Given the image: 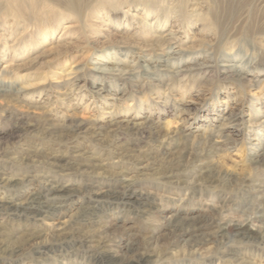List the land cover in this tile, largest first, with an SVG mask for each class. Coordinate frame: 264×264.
I'll use <instances>...</instances> for the list:
<instances>
[{"label": "rangeland", "instance_id": "1", "mask_svg": "<svg viewBox=\"0 0 264 264\" xmlns=\"http://www.w3.org/2000/svg\"><path fill=\"white\" fill-rule=\"evenodd\" d=\"M166 2L0 0V198L26 200L44 175L80 189L44 218L0 208V264H115L101 251L264 264V240L239 241L235 225L262 224L264 0H175L176 15ZM175 23L184 43L147 44ZM57 154L86 165L55 174ZM206 163L237 181L199 180ZM125 179L145 196L94 192ZM172 216L191 226L174 233Z\"/></svg>", "mask_w": 264, "mask_h": 264}, {"label": "bare ground", "instance_id": "2", "mask_svg": "<svg viewBox=\"0 0 264 264\" xmlns=\"http://www.w3.org/2000/svg\"><path fill=\"white\" fill-rule=\"evenodd\" d=\"M165 1H167L165 4H161L162 2L159 3L162 6V8L160 7L161 9H159V11L160 10L162 11L164 9L176 15L179 12V9L176 3L174 2L175 0H171V1L165 0ZM114 4H111V5L115 6ZM117 8H119L123 18L130 16L132 14L131 13L132 8L129 6L126 7L125 5H123L121 7V5H119ZM141 11H139L140 13H136V16L139 19L147 18L146 11L145 10H141ZM157 14H160V13L157 12ZM155 17H158V15H156ZM106 19L107 18H105V16L100 15L98 20L106 21ZM179 26H180L179 23H175L174 26L171 27L169 30L165 32H160V28H158L160 26L157 25L156 27L157 31L154 32L151 36H149L147 44L151 46H156L157 49L160 50L161 52H167L168 50L172 49V47L178 46L184 43L185 41L184 39H182L183 36L179 34L180 28H181ZM124 30L127 31L126 28ZM137 32L138 31L135 30L133 33H135L136 35ZM146 68L150 69L151 67L147 66ZM237 73L238 72H236L235 75ZM238 76H241V75L238 74ZM34 124H28V125H34ZM126 125H129V124H126ZM73 126L76 127V131H78V133L81 132L80 124H74ZM130 126L133 128L139 129V126H135V124L130 125ZM206 140H207L206 142H209V145L207 147V153H211L209 152L210 146L214 147V144L211 143L210 136H207ZM160 147L164 148L165 142ZM52 159L54 160L51 162L50 161L48 162L50 166L49 171L55 174L57 173L64 174L63 173L64 170L69 171L74 168L80 169L82 166L86 165L84 163H77L75 161H71V159H68L66 156H63L61 154L55 155ZM254 163L264 164V147L260 150L259 153L256 154ZM203 166L205 169L202 171L199 177V180H203V182L205 183L217 184L219 182L220 184L226 185L230 182L235 183L237 181L234 179V177L232 178L229 173H225L221 171L218 167L214 166L211 163L203 164ZM42 177L43 178L41 179V182H40L41 184L40 188H38L35 192H33L26 200L21 201V202H15L14 199L12 198H8V199L0 198V208H5L9 211H16L17 213L18 211H21L22 212L21 214L27 215V216L34 215L36 218H44L49 215H54L58 212V209L60 210V207L62 206L61 204L66 202V200L60 201L59 200L60 197L67 195L68 196L67 199H70L74 196V194H80V189L76 187L78 186V183L76 182L69 183L67 181V183L66 182L61 183L59 180L52 178V176L48 177L47 175H44ZM237 179L242 180V183H241L242 185L249 186L248 184H246L248 182V179H245V180L242 178H237ZM121 181L122 182L125 181L126 184L124 186H118V187L114 184L111 188H107L101 191L100 189L99 190L97 189V191L94 190V192H100V194H104L103 197L105 198H108L109 196L110 198L112 197L119 201H124V200L131 201L135 198L140 199L145 196L144 192L142 191L140 192L139 190L136 189L134 181L132 180L128 181V179L121 180ZM93 186H97L98 188L100 185L94 184ZM56 200L58 201V203ZM261 201L263 203L261 202L262 207L260 210L263 213V215L259 216L258 218L260 219V221H262V224L260 226H256L254 224L255 219L252 218V216L250 217L245 216L246 218L242 219L241 221L235 224L237 228V234L241 235L239 241L243 239L264 240V193L261 196ZM168 226L171 229V231H173L174 233L177 231L184 233L185 231L188 230V228L191 225L189 223L187 224L185 219L181 217L172 216L169 219ZM216 227H217L216 231L218 233L223 231L221 220L217 222ZM208 241H210V239H208ZM131 245L133 244L132 243L127 244V247L131 248ZM101 252L97 254L95 259H98V256H99V257L105 258L106 261L110 263H115V264H148L150 261H153L152 255L148 253H144L141 256H137L134 258H129L127 260H124V259H121L120 254L116 252H108V251L102 252V253Z\"/></svg>", "mask_w": 264, "mask_h": 264}]
</instances>
